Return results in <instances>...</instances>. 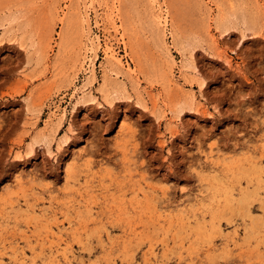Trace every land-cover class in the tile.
Listing matches in <instances>:
<instances>
[{
  "label": "rangeland",
  "instance_id": "obj_1",
  "mask_svg": "<svg viewBox=\"0 0 264 264\" xmlns=\"http://www.w3.org/2000/svg\"><path fill=\"white\" fill-rule=\"evenodd\" d=\"M0 264H264V0H0Z\"/></svg>",
  "mask_w": 264,
  "mask_h": 264
},
{
  "label": "snow or ice",
  "instance_id": "obj_2",
  "mask_svg": "<svg viewBox=\"0 0 264 264\" xmlns=\"http://www.w3.org/2000/svg\"><path fill=\"white\" fill-rule=\"evenodd\" d=\"M219 86V85H217ZM247 90V89H246ZM120 119H123V116L120 117ZM118 127V124L116 125ZM164 159L167 161L168 160V157H164ZM184 160L186 161V157H181L179 154L171 161V163L174 165V166H177V171L180 172V173H183L184 172V169L186 168V163H181V161ZM155 167H161L162 165H160L159 163L155 164L154 165Z\"/></svg>",
  "mask_w": 264,
  "mask_h": 264
},
{
  "label": "bare ground",
  "instance_id": "obj_3",
  "mask_svg": "<svg viewBox=\"0 0 264 264\" xmlns=\"http://www.w3.org/2000/svg\"><path fill=\"white\" fill-rule=\"evenodd\" d=\"M155 24H156V26H157V23L155 22ZM117 87L116 88H121V86L118 84V85H116ZM103 94H104V88H103ZM242 202V201H241ZM251 214H249V212L245 209V217H251L250 216ZM253 224L255 225L256 224V222L255 221H253ZM260 226V225H259ZM256 227H257V225H256Z\"/></svg>",
  "mask_w": 264,
  "mask_h": 264
}]
</instances>
